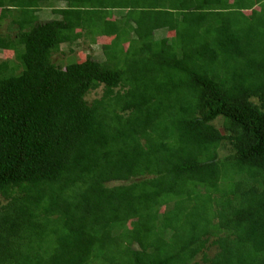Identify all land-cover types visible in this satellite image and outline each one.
Here are the masks:
<instances>
[{
	"label": "trees",
	"instance_id": "trees-1",
	"mask_svg": "<svg viewBox=\"0 0 264 264\" xmlns=\"http://www.w3.org/2000/svg\"><path fill=\"white\" fill-rule=\"evenodd\" d=\"M0 29V264H264V0H0ZM84 38L105 59L54 61Z\"/></svg>",
	"mask_w": 264,
	"mask_h": 264
},
{
	"label": "rangeland",
	"instance_id": "rangeland-1",
	"mask_svg": "<svg viewBox=\"0 0 264 264\" xmlns=\"http://www.w3.org/2000/svg\"><path fill=\"white\" fill-rule=\"evenodd\" d=\"M64 5V4H62ZM60 6V5H59ZM53 12L50 9H45L41 12L40 18L42 21H46L49 19H53ZM8 25V22L4 23V27H3V32L7 31L6 30V26ZM2 29H0L1 31ZM160 35L163 36H167L168 33L166 31L159 33ZM104 40L99 41V43H93L91 41V39H81L78 42H76L75 44L72 45H64L63 49L54 55V61L61 63V62H66L68 61L70 58L75 57L76 60L79 61H83L85 59H87L88 57L93 58V59H98V60H103L105 59V56L103 55V51H102V45H103ZM4 53H1L0 56L3 55V57H11V53L8 51H3ZM103 89H99L98 91L92 92L88 95V99H93L95 97L101 96ZM216 124L218 125V127L221 128L222 125V121L221 119L216 121ZM230 149L226 148L222 151L223 154L229 153Z\"/></svg>",
	"mask_w": 264,
	"mask_h": 264
}]
</instances>
